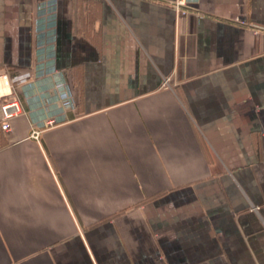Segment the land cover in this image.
I'll list each match as a JSON object with an SVG mask.
<instances>
[{
    "label": "crops",
    "instance_id": "crops-1",
    "mask_svg": "<svg viewBox=\"0 0 264 264\" xmlns=\"http://www.w3.org/2000/svg\"><path fill=\"white\" fill-rule=\"evenodd\" d=\"M5 74L0 264H264V0H0Z\"/></svg>",
    "mask_w": 264,
    "mask_h": 264
},
{
    "label": "built area",
    "instance_id": "built-area-1",
    "mask_svg": "<svg viewBox=\"0 0 264 264\" xmlns=\"http://www.w3.org/2000/svg\"><path fill=\"white\" fill-rule=\"evenodd\" d=\"M175 7L182 16L191 12L183 7L182 2H177ZM0 87V129L5 133H12L13 120L20 116H26L27 112L23 106L20 94L17 90V84L13 76L10 74L0 75ZM40 134V131L33 130L31 137L38 140L40 138Z\"/></svg>",
    "mask_w": 264,
    "mask_h": 264
},
{
    "label": "trees",
    "instance_id": "trees-1",
    "mask_svg": "<svg viewBox=\"0 0 264 264\" xmlns=\"http://www.w3.org/2000/svg\"><path fill=\"white\" fill-rule=\"evenodd\" d=\"M11 76H13L12 74H10Z\"/></svg>",
    "mask_w": 264,
    "mask_h": 264
}]
</instances>
